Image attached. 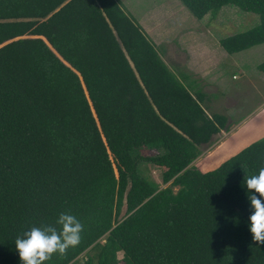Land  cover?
<instances>
[{"label": "trees", "instance_id": "16d2710c", "mask_svg": "<svg viewBox=\"0 0 264 264\" xmlns=\"http://www.w3.org/2000/svg\"><path fill=\"white\" fill-rule=\"evenodd\" d=\"M178 1L196 20L225 6L258 16L219 41L228 55L264 44V0ZM205 97L117 0H0V264H22L16 238L59 230L62 212L82 242L46 264H264L245 183L264 137L195 162L228 129Z\"/></svg>", "mask_w": 264, "mask_h": 264}, {"label": "rangeland", "instance_id": "374dc122", "mask_svg": "<svg viewBox=\"0 0 264 264\" xmlns=\"http://www.w3.org/2000/svg\"><path fill=\"white\" fill-rule=\"evenodd\" d=\"M117 1L146 32L170 69L189 75L211 95L207 111L227 116L228 129L203 148L204 154L220 146L214 159L219 162L264 137V73L259 70L264 44L234 55L219 46L221 39L256 27L257 15L225 6L214 16L196 20L178 0ZM141 153L151 156L153 152ZM140 172L160 189L166 187L160 170L151 164L142 163Z\"/></svg>", "mask_w": 264, "mask_h": 264}, {"label": "clouds", "instance_id": "9594fccd", "mask_svg": "<svg viewBox=\"0 0 264 264\" xmlns=\"http://www.w3.org/2000/svg\"><path fill=\"white\" fill-rule=\"evenodd\" d=\"M250 194L252 208L250 231L253 242L264 244V167L258 174L245 178ZM60 229L53 225L32 226L15 240L22 264H46L54 256L66 257L69 249H74L82 242L84 225L74 215L60 213L56 221Z\"/></svg>", "mask_w": 264, "mask_h": 264}, {"label": "crops", "instance_id": "0c3cea01", "mask_svg": "<svg viewBox=\"0 0 264 264\" xmlns=\"http://www.w3.org/2000/svg\"><path fill=\"white\" fill-rule=\"evenodd\" d=\"M195 40V39H194ZM196 41V40H195ZM194 44V43H193ZM166 64V63H165ZM167 65V64H166ZM168 68H169V66H168ZM170 69V68H169ZM171 70V69H170ZM199 89L203 92V93H205L206 94V97H205V105H204V107L206 106V104L208 103V101H209V99L211 98L210 96V94L204 89V88H201L200 86H199ZM205 109H206V112H207V114L208 115H211L208 111H207V107H205ZM221 132H223V131H221ZM220 132V133H221ZM217 136V135H216ZM215 137V136H214ZM213 137V138H214ZM212 138V139H213ZM212 141V140H211ZM205 146L206 145H202L201 147H200V151H201V155L196 159V161L195 162H199L202 158H204V157H206V156H208V155H210V154H214V159L217 157V152L219 151V149H220V146H217L213 151H211V152H209V153H206V154H204V149H205ZM204 148V149H203ZM232 154H234V153H232ZM231 155V154H230ZM230 155H228V156H230ZM227 156V157H228ZM226 157V158H227ZM218 158V157H217ZM225 158V159H226ZM224 160V159H223ZM222 160V161H223ZM219 162H221V161H219Z\"/></svg>", "mask_w": 264, "mask_h": 264}, {"label": "water", "instance_id": "95a60500", "mask_svg": "<svg viewBox=\"0 0 264 264\" xmlns=\"http://www.w3.org/2000/svg\"><path fill=\"white\" fill-rule=\"evenodd\" d=\"M123 212H124V210H123Z\"/></svg>", "mask_w": 264, "mask_h": 264}]
</instances>
